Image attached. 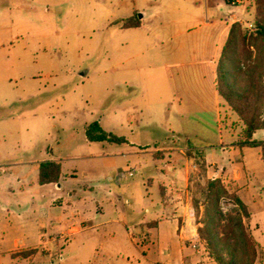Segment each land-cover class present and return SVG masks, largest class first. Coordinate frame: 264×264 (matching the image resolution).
<instances>
[{
    "label": "rangeland",
    "instance_id": "1",
    "mask_svg": "<svg viewBox=\"0 0 264 264\" xmlns=\"http://www.w3.org/2000/svg\"><path fill=\"white\" fill-rule=\"evenodd\" d=\"M134 5L139 8L135 11L136 16L146 12L148 22L176 18L178 13L174 12V15L171 11L174 8L182 13H199L194 16L198 21L202 17L199 15L208 10L209 16L218 20H230V15L235 13L236 21L247 35L256 29L254 0H242L235 5L226 0H0L1 180L5 179L13 187L18 179L31 177L34 168H26L20 163L42 158L44 152L41 154L40 151L43 148H47L48 155L92 154L94 144L84 142L83 128L99 121L100 115L105 117L103 124L106 130L111 131V126L120 124L111 120L109 109V87L113 82L111 68L115 64L111 54L117 50L126 53L127 34H120L117 21L126 18ZM259 58L264 59L261 42L256 41L247 48L240 42L234 43L224 59L231 81L237 86H245L247 68L258 63ZM148 63L144 61L143 64ZM166 95L163 89L148 93L151 100H159ZM231 115V127L241 133L242 122L236 113ZM127 129L124 124V127H119V132H127ZM146 130L148 136H158L151 126ZM255 138L262 143L260 150L264 156V129L257 131ZM248 151L249 167L255 174L253 184L258 187L260 195L249 203L251 208H255L254 202L264 205V163L258 158V148ZM185 154L194 158L195 165L187 188V202L194 215L192 225L196 227L198 237V244L193 247L195 252L200 250L197 255L206 258V262L217 264L210 257L198 230L205 229L208 221L219 218L212 198L206 195L208 178L201 166L203 156L191 150ZM209 158L217 163L219 169L235 160L233 155L220 150L210 154ZM89 161L92 164L95 160ZM138 164V161H133L131 166L121 164L124 173L131 167L135 170L134 175L124 181L125 191L119 189L118 206L127 219L125 226L121 223L108 226L117 227L120 233L110 240L108 234L99 238L91 231L85 236L84 245L73 242L61 251L63 260L55 252L53 260L56 264H171L167 249L157 242V231L148 246L144 242L146 235H141V231L148 230L147 223L157 220L153 206L158 209L161 202L154 186L151 195L147 193L149 185L144 180L148 175L157 176V170L152 165L139 167ZM223 184L229 193L237 194L234 186ZM3 198L5 200L2 201ZM125 198L129 202H125ZM16 199H21L19 194L11 195L0 189V264H15L6 253L11 247L14 231L10 222L22 209L24 212L28 208V203L18 207L14 202ZM219 211L225 216L238 214L228 198L219 200ZM244 224L257 243L254 264H264V213L258 211L256 219L252 220L250 216L244 219ZM164 225L167 223L160 226V234ZM126 227H129L133 242L125 232ZM230 243L239 264H248L242 240L234 236ZM39 264L52 263L50 259Z\"/></svg>",
    "mask_w": 264,
    "mask_h": 264
},
{
    "label": "crops",
    "instance_id": "2",
    "mask_svg": "<svg viewBox=\"0 0 264 264\" xmlns=\"http://www.w3.org/2000/svg\"><path fill=\"white\" fill-rule=\"evenodd\" d=\"M226 1L234 5L242 2ZM138 9L134 5L126 18ZM245 10L248 12L246 5ZM171 11L178 13L176 18L148 22L144 12L137 17L136 27L117 23L120 34H127L126 53L117 50L111 54L115 64L111 68L109 109L111 120L120 124L111 126L109 131L103 124V115L97 121L105 131L114 132L125 142L89 141L84 127V142L94 144L92 154L48 155L47 148H43L42 158L20 163L34 168L31 177L18 179L13 187L0 179V189L20 195L21 199L14 201L18 207L28 203V208L24 212L22 209L10 222L14 231L6 253L15 264H39L50 259L56 264L55 252L63 260L61 251L73 242L84 245L85 236L91 231L99 238L108 234L113 240L120 229L108 226L119 223L125 226L127 220L119 210V189L125 191L124 181L135 170V167L129 168L128 172L133 174L128 175L121 164L131 166L133 161H138L139 167L152 165L158 172L155 177L144 178L149 185L147 193L151 195L154 186L161 206L158 209L153 206L157 220L147 223L148 230L141 231V235H146L144 242L148 246L157 231V242L167 249L171 264H215L199 257L200 250L195 252L193 247L198 244V237L192 225L194 215L187 202V188L195 165L194 158L186 156L187 150L202 153L208 179L220 178L235 187L252 220L258 211L264 213L262 202H254L255 208L249 204L260 195L253 184L255 174L249 167L247 154L248 150L258 148V158L264 163L260 147L237 144L240 132L229 122L230 115L235 113L217 90L218 60L237 15L232 13L230 20H218L206 10L195 21L194 16L199 13H182L176 8ZM144 61L149 63L144 65ZM155 89H163L167 95L151 100L148 93ZM124 124L127 132H119ZM150 126L158 136L146 134ZM257 131L253 135L255 140H259L255 138ZM217 150L233 155L235 160L219 169L209 158ZM91 159L95 160L92 164ZM49 160L59 164V177L56 182L40 183L39 164ZM69 162H72L70 168ZM125 202L129 199L125 198ZM164 223L167 225L160 234ZM129 227L125 232L133 242ZM26 250L35 252L29 256L16 255Z\"/></svg>",
    "mask_w": 264,
    "mask_h": 264
},
{
    "label": "trees",
    "instance_id": "3",
    "mask_svg": "<svg viewBox=\"0 0 264 264\" xmlns=\"http://www.w3.org/2000/svg\"><path fill=\"white\" fill-rule=\"evenodd\" d=\"M255 31L247 35L243 33L241 24L237 21L230 26L228 37L223 46L217 64V90L229 108L237 114L243 124V129L238 136L239 146L261 147L262 143L253 139L257 130L264 129V59L259 58L258 63L248 66L246 75V85L237 86L231 81L229 71L225 68L224 59L228 49L236 42H240L243 47H250L256 41L264 45V0H254ZM123 27H136L139 19L136 14L132 17L119 19ZM85 133L89 141H109L121 143L125 139L118 137L111 132L105 131L98 121H93L85 126ZM264 161V156L261 155ZM204 167V163H201ZM60 174V166L54 161H44L39 164V182H56ZM206 195L212 198L214 208H216L218 220L208 221L205 229H198L201 239L210 257L217 264H239L238 258L230 249V239L234 236L243 242L247 254L248 264H254L257 258V243L253 236L248 232L244 219L251 215L247 205L235 193H229L220 178L208 179L205 185ZM228 198L232 201L238 214H227L226 216L219 211V200ZM226 220L224 223L223 220ZM35 250H26L22 254L29 256Z\"/></svg>",
    "mask_w": 264,
    "mask_h": 264
},
{
    "label": "built area",
    "instance_id": "4",
    "mask_svg": "<svg viewBox=\"0 0 264 264\" xmlns=\"http://www.w3.org/2000/svg\"><path fill=\"white\" fill-rule=\"evenodd\" d=\"M132 174H133V171H129V172H128V175H132Z\"/></svg>",
    "mask_w": 264,
    "mask_h": 264
}]
</instances>
